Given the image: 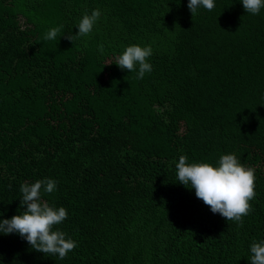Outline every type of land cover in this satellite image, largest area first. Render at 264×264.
I'll return each mask as SVG.
<instances>
[{
	"label": "trees",
	"instance_id": "trees-1",
	"mask_svg": "<svg viewBox=\"0 0 264 264\" xmlns=\"http://www.w3.org/2000/svg\"><path fill=\"white\" fill-rule=\"evenodd\" d=\"M214 3L192 16L188 0H0V220L23 211L22 184L53 179L42 199L66 208L56 229L77 242L60 259L0 233V264H250L264 241V8ZM95 9L93 31L67 39ZM133 44L153 49L143 79L115 63ZM224 154L258 166L242 226L177 181L181 155Z\"/></svg>",
	"mask_w": 264,
	"mask_h": 264
},
{
	"label": "clouds",
	"instance_id": "clouds-1",
	"mask_svg": "<svg viewBox=\"0 0 264 264\" xmlns=\"http://www.w3.org/2000/svg\"><path fill=\"white\" fill-rule=\"evenodd\" d=\"M242 4L244 10L253 15H258L264 8V0H242ZM187 7L194 16L201 7L213 10L215 3L214 0H188ZM100 17L99 9L93 10L91 14L85 13L78 23L75 37L68 35L67 39L73 41L74 38L87 37ZM61 27L51 28L46 33L45 40H56ZM99 50L104 51L103 44L99 45ZM152 54L150 45L142 47L133 44L126 47L115 63L128 72L137 71L138 67L137 79H143L145 73L152 71L149 63ZM204 57L210 58L208 55ZM187 159L181 155L176 163L177 181L195 189L196 197L209 206L214 214L218 213L227 221L242 226L243 217L252 211L250 201L256 197L255 172L258 166L256 169L245 167L247 164L244 166L234 154L222 155L217 166L207 162L188 163ZM56 190L57 181L53 179L22 184L20 206L23 211L0 220V233H18L36 251L64 259L77 247L75 240L66 238L63 231L56 229V226L67 219L68 211L62 206H51L42 199V194H52ZM250 253V264H264V241L252 243Z\"/></svg>",
	"mask_w": 264,
	"mask_h": 264
}]
</instances>
